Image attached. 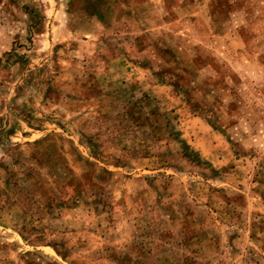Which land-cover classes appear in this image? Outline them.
<instances>
[{"label":"rangeland","instance_id":"1","mask_svg":"<svg viewBox=\"0 0 264 264\" xmlns=\"http://www.w3.org/2000/svg\"><path fill=\"white\" fill-rule=\"evenodd\" d=\"M0 264H264V0H0Z\"/></svg>","mask_w":264,"mask_h":264}]
</instances>
